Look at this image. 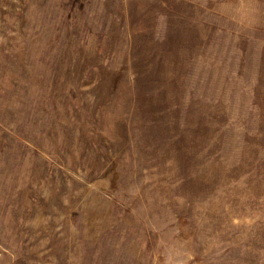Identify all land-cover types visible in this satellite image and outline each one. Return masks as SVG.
Segmentation results:
<instances>
[{
	"label": "rangeland",
	"instance_id": "rangeland-1",
	"mask_svg": "<svg viewBox=\"0 0 264 264\" xmlns=\"http://www.w3.org/2000/svg\"><path fill=\"white\" fill-rule=\"evenodd\" d=\"M0 264H264V0H0Z\"/></svg>",
	"mask_w": 264,
	"mask_h": 264
}]
</instances>
